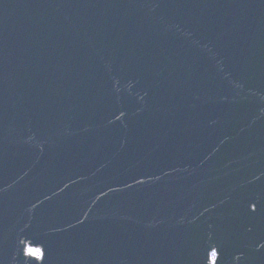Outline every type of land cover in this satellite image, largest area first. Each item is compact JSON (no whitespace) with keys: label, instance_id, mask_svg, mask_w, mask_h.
<instances>
[{"label":"water","instance_id":"1","mask_svg":"<svg viewBox=\"0 0 264 264\" xmlns=\"http://www.w3.org/2000/svg\"><path fill=\"white\" fill-rule=\"evenodd\" d=\"M262 244L264 0H0L3 264H262Z\"/></svg>","mask_w":264,"mask_h":264},{"label":"snow or ice","instance_id":"2","mask_svg":"<svg viewBox=\"0 0 264 264\" xmlns=\"http://www.w3.org/2000/svg\"><path fill=\"white\" fill-rule=\"evenodd\" d=\"M252 207L253 210H255V205H253ZM261 247H264V244H262ZM21 254L23 256L32 257L34 259H39L42 261L46 260L45 250L40 247H34L32 246V244H27L24 247H22ZM47 255L48 256L51 255V250L48 251ZM211 256H212V264H215L217 257V252L215 251V249L212 250ZM0 264H3L2 260H0ZM27 264H32V261H28ZM262 264H264V262H262Z\"/></svg>","mask_w":264,"mask_h":264},{"label":"flooded vegetation","instance_id":"3","mask_svg":"<svg viewBox=\"0 0 264 264\" xmlns=\"http://www.w3.org/2000/svg\"><path fill=\"white\" fill-rule=\"evenodd\" d=\"M210 238H211V235H208V236L206 237V241H207L208 243H211V244H212V241L210 240Z\"/></svg>","mask_w":264,"mask_h":264},{"label":"built area","instance_id":"4","mask_svg":"<svg viewBox=\"0 0 264 264\" xmlns=\"http://www.w3.org/2000/svg\"><path fill=\"white\" fill-rule=\"evenodd\" d=\"M32 246H34V245H32ZM34 247H39V246H34ZM41 248V247H40ZM212 263V262H211Z\"/></svg>","mask_w":264,"mask_h":264}]
</instances>
